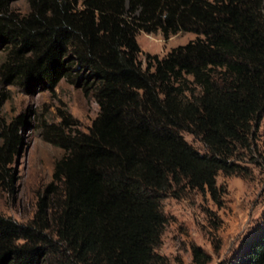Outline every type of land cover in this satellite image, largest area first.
<instances>
[{
	"label": "trees",
	"instance_id": "16d2710c",
	"mask_svg": "<svg viewBox=\"0 0 264 264\" xmlns=\"http://www.w3.org/2000/svg\"><path fill=\"white\" fill-rule=\"evenodd\" d=\"M13 1L0 0V111L3 84L80 78L100 112L88 132L48 139L64 155L30 222L0 215V264H163V200L193 189L217 199L220 173H238L233 160L252 150L264 117V0H26L27 14ZM141 32L196 39L149 55L144 69ZM13 155L7 139L1 186L13 185ZM194 259L210 261L199 248ZM238 264H264V232Z\"/></svg>",
	"mask_w": 264,
	"mask_h": 264
},
{
	"label": "rangeland",
	"instance_id": "374dc122",
	"mask_svg": "<svg viewBox=\"0 0 264 264\" xmlns=\"http://www.w3.org/2000/svg\"><path fill=\"white\" fill-rule=\"evenodd\" d=\"M11 9L27 14L29 5L14 0ZM195 39L192 33L165 40L161 33L141 32L140 61L145 69L149 55L163 58ZM6 54L0 46V67ZM1 87L8 99L0 111V146L11 140L14 155L8 167L13 185H0V215L25 224L34 218L38 202L53 182L55 164L64 155L48 139L62 128L88 132L100 107L80 78L31 90ZM254 133L252 150L233 160L240 167L238 173L218 176L217 199L208 191L193 189L163 200L166 226L156 250L163 264H197L195 248L210 257L208 264H238L244 250L264 232V117ZM184 138L202 154L208 152L194 136L185 133Z\"/></svg>",
	"mask_w": 264,
	"mask_h": 264
}]
</instances>
